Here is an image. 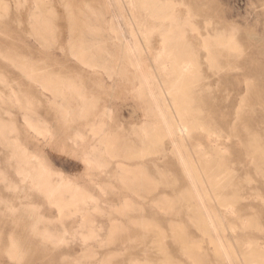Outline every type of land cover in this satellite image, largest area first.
I'll return each instance as SVG.
<instances>
[{
    "label": "rangeland",
    "instance_id": "1",
    "mask_svg": "<svg viewBox=\"0 0 264 264\" xmlns=\"http://www.w3.org/2000/svg\"><path fill=\"white\" fill-rule=\"evenodd\" d=\"M153 1L0 0V264H228L218 239L233 264L264 252V0ZM134 33L160 105L194 128L177 147L125 55ZM167 45L197 65L175 94Z\"/></svg>",
    "mask_w": 264,
    "mask_h": 264
},
{
    "label": "bare ground",
    "instance_id": "2",
    "mask_svg": "<svg viewBox=\"0 0 264 264\" xmlns=\"http://www.w3.org/2000/svg\"><path fill=\"white\" fill-rule=\"evenodd\" d=\"M17 1V0H16ZM34 1H36V0H34ZM115 1V0H114ZM148 1V0H147ZM20 2V1H19ZM145 2H146V0H145ZM42 3V2H41ZM49 3V2H48ZM132 3V2H131ZM35 4V3H34ZM141 5H148V6H152V5H156L155 4V2L152 0L151 2H146V3H140ZM159 4V3H158ZM37 5V4H36ZM132 5V4H131ZM19 6V5H18ZM43 6V5H42ZM157 6H160V5H157ZM1 7V6H0ZM6 7V6H5ZM24 7V6H23ZM165 7V6H164ZM7 8V7H6ZM36 8V7H35ZM41 8V7H40ZM44 8L45 7H43V10H44ZM19 10V9H18ZM38 10V9H37ZM42 10V9H41ZM170 10V9H169ZM3 12V11H2ZM36 12V11H35ZM38 12V11H37ZM42 13V12H41ZM45 13V12H44ZM94 14V13H93ZM92 14V15H93ZM98 15V14H97ZM49 16V15H48ZM70 16V15H69ZM102 16V15H101ZM35 17V16H34ZM40 17V16H39ZM44 17V16H43ZM100 17V16H99ZM99 17H97V18H99ZM106 17V16H105ZM37 19V18H36ZM86 19V18H85ZM100 19H101V17H100ZM106 19V18H105ZM90 20V19H89ZM102 20H104V19H102ZM47 21V20H46ZM173 21L174 22H176V23H180L181 22V20L180 19H177V17L175 18V19H173ZM53 22V21H52ZM105 22V21H104ZM119 22V21H118ZM186 22V21H185ZM36 23V22H35ZM184 22H182V23H180V24H183ZM34 25V24H33ZM115 26V25H114ZM43 28V27H42ZM46 28V27H45ZM131 28V27H130ZM44 29V28H43ZM109 30V29H108ZM114 30V29H113ZM40 31V30H39ZM53 31V30H52ZM117 31V30H116ZM125 31V30H124ZM50 32V31H49ZM126 32V31H125ZM133 32V31H132ZM138 33H140V34H145V32L144 31H137ZM37 34H38V32H36ZM42 33V32H41ZM130 33H131V30H130ZM146 33H148V32H146ZM47 34V33H46ZM54 34H56V33H54ZM137 34V33H136ZM136 34L134 33L133 35H134V43H131V44H134V46H129L128 44H127V46H129L130 47V49H129V47L128 48H126L125 49V51H126V57L128 58V62H129V65L130 66H132V67H134L135 68V70H136V72L138 71L139 73H140V84H141V92H143L144 93V95L146 94V99H148L149 101H151L152 103H153V110H152V114H154V115H156L157 116V121L158 122H156L157 123V126H156V129H159L160 131H161V133L160 134H164V136H165V138L167 137V138H169L172 142H173V144L175 145V147H177V139L178 138H180V139H182L184 136H189V134H190V132H192L193 131V126H190V125H188L187 124V122L186 121H183V120H181V119H175L174 120V118L176 117H173L174 116V114H173V116H172V114L170 113V110H173V109H176V107L175 106H170V107H164V104H163V106H161L160 105V103H159V101H160V97H157L156 95L157 94H154L153 93V89H152V86L154 85V83H152L149 79H147L146 78V75H145V77L143 76L144 74H143V72H144V67L142 66V63H141V57H142V54H143V51H144V49L142 48V46L139 44V41H142L143 39H141V38H139L140 40H138V37L136 36ZM40 35V34H39ZM42 35H44V34H41V36ZM51 35V34H50ZM53 35V34H52ZM119 35V34H118ZM117 35V36H118ZM124 35H125V33H124ZM139 35V34H138ZM167 35V34H166ZM38 36V35H37ZM40 36V37H41ZM132 36V35H131ZM146 36V35H145ZM54 37V36H53ZM43 38V37H42ZM45 38V37H44ZM101 38V37H100ZM128 38V37H127ZM143 38H146V37H143ZM172 38V35H170V34H168L167 36H165V38H164V43H168L169 44V40ZM132 39V38H131ZM44 40V39H43ZM116 40V39H115ZM118 40H120V43H122V45H125L127 42H126V39H124L123 37L122 38H117V41ZM130 40V39H129ZM146 40H147V38H146ZM127 41H128V39H127ZM131 41V40H130ZM117 43V42H116ZM130 43V42H129ZM88 44V43H87ZM119 44V43H118ZM232 43H227V46H232L231 45ZM122 45H120L121 47H122ZM144 45V44H143ZM166 45V44H165ZM85 46V45H84ZM90 46V45H89ZM92 46V45H91ZM96 46V45H95ZM119 46V47H120ZM167 47L168 48H166V47H164V48H162V50L158 53V59L160 60V62H159V65H160V67H162V70L164 69V70H174V71H177L178 73H180V76L179 77H181V78H178L177 79V81L175 82V84H174V86H172V88L170 89V92H168V93H173V94H175V91H174V89H175V87H177V88H182V86H183V84H184V82H185V80H186V76L183 78V76L184 75H188L187 73H189V72H191V74L194 72V71H196L197 70V65H196V63H195V61L193 60V59H191V60H187V61H184V62H181V63H176L175 61H174V56H176L177 54H176V52L175 51H172L171 49H170V46H168L167 45ZM86 48H88V47H86ZM123 48V47H122ZM145 48V47H144ZM207 51H209V47L207 46V45H205V47H204ZM77 49V48H76ZM120 49V48H119ZM71 50V49H70ZM85 51V50H84ZM86 52V51H85ZM83 54V53H82ZM78 55V54H77ZM158 60V61H159ZM85 62V61H84ZM92 62H94L93 61V59H92ZM85 64V63H84ZM88 64V66H89V64L91 65V63H87ZM97 63H95V65H96ZM100 65H101V63H100ZM86 66V65H85ZM88 66H86V67H88ZM99 67V66H98ZM124 67V66H123ZM91 68H92V66H91ZM112 73V72H111ZM135 76V75H134ZM139 84V85H140ZM43 85V84H42ZM45 85H47V84H44L42 87L47 91V92H51V91H49V90H51L52 88H50V89H48V88H46V87H49L48 85L47 86H45ZM51 86V85H50ZM53 86V85H52ZM66 86V85H65ZM65 86L63 85V87L65 88ZM156 86V85H155ZM62 87V88H63ZM73 87V86H72ZM54 88H57V87H55L54 86ZM53 88V89H54ZM59 89H60V87H58ZM67 88H69V89H71V86H69V84H68V87ZM66 88V89H67ZM43 89V90H44ZM52 89V90H53ZM57 90V89H56ZM72 90V89H71ZM73 90H75L74 88H73ZM73 90H72V92H73ZM58 91H60L61 93H63V90L61 89V90H58ZM70 91V90H69ZM138 91H139V89H138ZM155 91V90H154ZM158 91V90H157ZM159 91H160V89H159ZM56 92V91H55ZM54 92V93H55ZM67 92H68V89H67ZM156 92V91H155ZM165 92V91H164ZM66 93V92H65ZM69 93V92H68ZM67 93V94H68ZM166 93V92H165ZM75 94H77V93H75ZM80 94V93H79ZM142 94V93H141ZM55 95H56V93H55ZM64 94H62V96H63ZM66 95V94H65ZM69 95V94H68ZM172 95V94H171ZM58 96V95H57ZM59 96H61V95H59ZM58 96V97H59ZM62 96H61V98H62ZM78 96V95H77ZM81 96V95H80ZM162 96V95H161ZM65 97V96H64ZM63 97V98H64ZM71 97V96H70ZM69 97V98H70ZM168 97V96H167ZM13 98V97H12ZM73 98H74V96H73ZM81 98V97H80ZM79 98V99H80ZM173 98V100H175L174 99V97H172ZM11 99V98H10ZM171 99V98H170ZM9 100V99H8ZM7 100V101H8ZM11 100H13V99H11ZM15 100V99H14ZM13 100V101H14ZM17 100H18V98H17ZM74 100V99H73ZM76 100V99H75ZM165 100V99H164ZM67 101V100H66ZM81 101L83 102V100L81 99ZM18 102V101H17ZM20 102H22L21 100H20ZM7 103V102H6ZM19 103V102H18ZM29 103V102H28ZM163 103V102H162ZM161 103V104H162ZM15 104V103H14ZM85 104V103H84ZM27 105V104H26ZM57 105V104H56ZM61 105V104H60ZM182 106V104L180 105V106H178V107H181ZM27 107V106H26ZM59 107V106H58ZM61 107H62V105H61ZM64 107H66V106H64ZM177 107V108H178ZM81 108V107H80ZM27 109V108H26ZM29 109V108H28ZM69 109V108H68ZM67 109V110H68ZM83 109V108H82ZM86 109V108H85ZM84 109V110H85ZM166 110V112H165V110ZM60 110L61 111H63L64 110V108H63V110L60 108ZM66 110V109H65ZM64 110V111H65ZM71 108H70V110H68V113H69V111H70V113H71ZM78 110V109H77ZM83 111V110H82ZM73 112V111H72ZM174 112V111H173ZM66 113V112H65ZM64 113V114H65ZM79 113H80V111H79ZM82 113H84V112H82ZM67 115V114H66ZM81 115V114H80ZM70 116H72V115H70ZM75 116V115H74ZM105 116V115H104ZM148 118V117H147ZM156 118V117H155ZM103 121V120H102ZM2 122V121H1ZM31 123V122H30ZM3 124V123H2ZM29 125V124H28ZM32 124H30V128L31 129H33V130H37V126H36V128H35V126H31ZM96 125V124H95ZM0 126H1V123H0ZM97 126V125H96ZM107 126V125H106ZM155 126H153V127H155ZM146 127V126H145ZM92 128H94V127H92ZM95 128H98V127H95ZM29 129V128H28ZM38 129H39V127H38ZM100 129V128H99ZM145 129H149V128H145ZM32 130V131H33ZM154 130V129H153ZM12 131V130H11ZM31 131V132H32ZM49 131V130H48ZM100 131V130H99ZM141 131V130H140ZM144 131H146V130H144ZM37 132V131H36ZM38 132H40L39 130H38ZM92 132V131H91ZM98 132V131H97ZM147 132V131H146ZM8 133H9V131H8ZM41 133H43V132H41ZM40 133V134H41ZM141 133V132H140ZM97 134V133H96ZM99 134V133H98ZM145 134V133H144ZM41 135H43V134H41ZM143 135V134H142ZM146 135V134H145ZM45 136V135H44ZM43 136V137H44ZM101 136V135H100ZM105 136V135H104ZM147 136V135H146ZM43 137H42V139H43ZM93 137V136H92ZM103 137V136H102ZM100 138V137H99ZM104 138V137H103ZM107 138V137H106ZM98 139V138H97ZM105 139V138H104ZM184 139V138H183ZM189 139V138H188ZM179 140V139H178ZM185 140V139H184ZM108 142V141H107ZM103 143V142H102ZM109 143V142H108ZM180 143V142H179ZM178 143V144H179ZM13 145H15V144H13ZM18 145V144H17ZM106 145V144H105ZM105 145H104V147H105ZM218 147V146H217ZM216 147V148H217ZM17 148V147H16ZM215 148V147H214ZM215 148V149H216ZM219 148V147H218ZM106 149V148H105ZM104 149V150H105ZM176 150H177V148H176ZM184 150V149H183ZM17 151V150H16ZM27 152V151H26ZM177 152H179V149L177 150ZM181 152H184V151H181ZM17 153H18V151H17ZM22 154V156H23V153H21ZM200 155H201V153H200ZM22 156L20 155V162L22 161ZM25 156V155H24ZM23 156V157H24ZM186 156V155H185ZM176 157V156H175ZM199 157V156H198ZM188 158V157H187ZM24 159H25V157H24ZM27 159V158H26ZM180 159V158H179ZM186 159V158H185ZM188 159H190V158H188ZM195 160V159H194ZM24 161V160H23ZM27 161H28V159H27ZM92 161V160H91ZM180 161V160H179ZM195 161H198V159L197 160H195ZM29 162V161H28ZM28 162H27V164L25 165V166H27L28 165ZM31 162V164H32V161H30ZM36 162V161H35ZM193 162V161H192ZM203 162V161H202ZM22 163H26L25 161L24 162H22ZM194 163V162H193ZM20 164V163H19ZM181 164H182V167H183V169H184V173H186L187 174V178H189L190 180H191V194L193 195V198L194 199H196L197 201H198V203H199V207H198V209H199V213L200 214H202L201 216H202V218H203V226H204V228H206V229H210L211 231L213 230L214 232L218 229V227L219 226H221V224H220V222L219 221H217V220H215L214 219V217L212 216V214L208 211V208H207V206H206V203H205V201H204V194H202L203 193V191H202V189H201V191H202V193H201V191L200 190H198V188L201 186H198V188L196 187V182H197V178H196V176H195V174H196V165L195 164H191V161H190V163L189 162H187V161H185V160H183L182 162H181ZM198 164H200V163H198ZM30 165V164H29ZM28 165V166H29ZM33 165H35L34 164V162H33ZM36 165H39V164H37L36 163ZM21 166V165H20ZM22 166H23V164H22ZM27 166V167H28ZM45 166V165H44ZM43 166V167H44ZM199 165H197V167H198ZM204 166V165H203ZM32 167V166H31ZM34 167V166H33ZM37 167V166H36ZM39 167H41V166H39ZM200 167H201V164H200ZM207 167V166H206ZM196 168V169H195ZM44 169V168H43ZM45 170V169H44ZM201 170V169H200ZM204 170H205V168H204ZM204 170H202L203 171V173H204ZM40 171V170H39ZM42 171V170H41ZM48 171V170H47ZM47 171H46V173H47ZM124 171V170H123ZM39 173V172H38ZM46 173L45 172H43L42 174H43V176H45V177H47L46 176ZM195 173V174H194ZM185 174V175H186ZM197 174H199V173H197ZM201 174H202V172H201ZM39 175V174H38ZM40 175H41V172H40ZM123 175V174H122ZM139 175V174H138ZM141 175V174H140ZM42 176V177H43ZM64 176V175H63ZM62 176V177H63ZM132 176V175H131ZM202 176H203V174H202ZM37 177H39V176H37ZM204 177V176H203ZM124 178V177H123ZM136 178L137 177H134L133 179L134 180H136ZM224 178L226 179V177L225 176H223L221 179H219L220 181H223L224 180ZM37 179H40V178H37ZM42 179V178H41ZM45 179V178H44ZM122 179V178H121ZM204 179V178H203ZM132 180V179H131ZM218 180V181H219ZM47 181L48 182H50L49 181V179L47 178ZM62 181H65V180H62ZM200 181H201V179H200ZM190 182V181H189ZM64 183H66V182H64ZM70 183V182H69ZM203 184V183H202ZM204 186V185H203ZM189 191V190H188ZM55 192H57V191H54V190H52L51 191V195L50 196H52ZM59 193V192H58ZM61 193V192H60ZM59 193V197H62V196H60L61 194ZM74 193V194H73ZM72 193V195L74 196L76 193L75 192H73ZM63 194H65V193H63ZM78 194V193H77ZM57 195V194H56ZM66 195V194H65ZM81 195V194H80ZM47 196H49V194L47 195ZM46 196V197H47ZM64 196V195H63ZM69 196H71V194L69 195ZM76 196V195H75ZM206 196V195H205ZM58 197V199H60ZM76 197H78V196H76ZM76 197H74V198H76ZM86 197V196H85ZM71 198V197H70ZM206 198V197H205ZM50 199V198H49ZM62 200V199H61ZM60 200V201H61ZM69 200V199H68ZM206 200V199H205ZM51 201V200H50ZM59 200H57V202H58ZM73 201V200H72ZM75 202V201H74ZM83 202V201H82ZM195 202V201H194ZM59 204V203H58ZM62 204V203H61ZM64 204H65V202H64ZM55 205V204H54ZM60 205V204H59ZM58 205V206H59ZM74 205V204H73ZM72 205V206H73ZM76 205V204H75ZM62 206V205H61ZM64 206V205H63ZM63 208V207H62ZM162 208V207H161ZM61 209V208H60ZM164 209V208H163ZM77 210V209H76ZM66 211V210H65ZM66 212H69V211H66ZM72 212V211H71ZM75 212V211H74ZM77 212V211H76ZM61 214V213H60ZM201 218V219H202ZM216 221H217V223H216ZM223 221V220H222ZM179 234V233H178ZM177 234V235H178ZM181 237H182V235H181ZM214 239V238H213ZM182 240V239H181ZM224 242H222V241H220L219 239H218V243L216 244V249H215V251H216V253L220 256V257H222L224 260H226V261H228L227 263L228 264H233V262H234V259H233V256H232V254H230L229 253V249L227 248V246H226V244H223ZM213 244V243H212ZM230 244V243H229ZM230 247V246H229ZM251 251H252V253H254V252H256V257L258 258V262H252L251 264H260V262H261V260H263L264 259V252H262L263 250H261L260 248H256L255 250L254 249H250ZM214 252V251H213ZM216 254V255H217ZM167 260V259H166ZM163 264V263H162Z\"/></svg>",
    "mask_w": 264,
    "mask_h": 264
}]
</instances>
